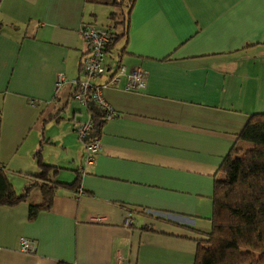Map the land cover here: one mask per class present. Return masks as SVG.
I'll return each mask as SVG.
<instances>
[{"label":"crops","instance_id":"0c3cea01","mask_svg":"<svg viewBox=\"0 0 264 264\" xmlns=\"http://www.w3.org/2000/svg\"><path fill=\"white\" fill-rule=\"evenodd\" d=\"M113 3L0 0L6 179L16 194L37 181L41 146L42 162L61 175L54 182H78L59 187L52 209L33 221L37 189L0 207V264H120L119 256L121 264H193L200 234L211 230L218 168L248 118L264 113V0H135L128 35L115 59L106 60L112 47L106 53L108 73L94 84L122 65L142 69L145 88L124 91L123 78L102 92L115 115L86 165L76 131L89 118L86 105L68 84L56 90V80L81 77L87 46L79 28L114 32ZM79 186L85 194L77 198ZM128 210L136 213L125 228ZM21 239L34 242L33 253L19 251Z\"/></svg>","mask_w":264,"mask_h":264},{"label":"trees","instance_id":"16d2710c","mask_svg":"<svg viewBox=\"0 0 264 264\" xmlns=\"http://www.w3.org/2000/svg\"><path fill=\"white\" fill-rule=\"evenodd\" d=\"M134 1L114 0L113 11L108 16L114 32L106 53L128 35ZM86 111L92 126L84 142L91 143L101 138L106 112L91 99L87 101ZM35 157L39 171L32 177L37 181L28 183L20 194L14 192L0 163V207L17 206L28 199L33 189L38 190L41 201L30 204V221L40 212L52 209L59 187L73 188L78 183L54 182L57 168L42 162L41 146ZM218 174L221 178L213 183L211 230L200 234L202 239L197 240L193 264H264V113L248 118L223 158ZM128 213L131 218L136 211L128 210Z\"/></svg>","mask_w":264,"mask_h":264},{"label":"built area","instance_id":"2783aa9c","mask_svg":"<svg viewBox=\"0 0 264 264\" xmlns=\"http://www.w3.org/2000/svg\"><path fill=\"white\" fill-rule=\"evenodd\" d=\"M80 35L87 46V54L84 58L81 67V77L68 79L64 74H58L56 80V90L60 89L63 84H68L72 87V97L75 101L82 105H86L91 99L99 108L106 112V120L115 115L111 106L104 103L102 92L108 88L116 87L121 80L125 79L124 91H140L145 88L146 73L135 68L127 71L124 66L119 65L108 77L107 81L102 84H94V81L108 73L105 63L106 49L112 40V31L107 28L97 27L94 24L83 23L79 28ZM90 117L88 120L80 124L76 131L80 142L85 149V164H92L94 156L100 151V141L96 140L91 143L84 142L85 136L91 129ZM85 194L84 190L79 186L76 190V197H82ZM95 222L99 223L102 218H94ZM131 225L130 215L127 216L124 227L128 228ZM35 250L34 242L27 239H21L19 242V251L26 254H31ZM122 256L118 257V262L123 263Z\"/></svg>","mask_w":264,"mask_h":264},{"label":"rangeland","instance_id":"374dc122","mask_svg":"<svg viewBox=\"0 0 264 264\" xmlns=\"http://www.w3.org/2000/svg\"><path fill=\"white\" fill-rule=\"evenodd\" d=\"M112 12V11H111ZM103 19H105V18H103ZM107 23L111 26V22L108 20L107 21ZM119 42H117L113 47H112V49H111V51H110V54H108L107 55V61H112V59H115L116 58V52L118 51V48H119V44H118ZM72 106H76V107H78V104L77 103H75L74 101H70V108L72 107ZM83 117H85V113H83ZM84 120H85V118H84ZM65 124H67L66 122H62L60 125H52L51 126V130L53 131V133L55 134V128H60V129H62L64 126H65ZM83 145V144H82ZM61 177V175H59V176H57V175H55V177L54 178H60Z\"/></svg>","mask_w":264,"mask_h":264}]
</instances>
